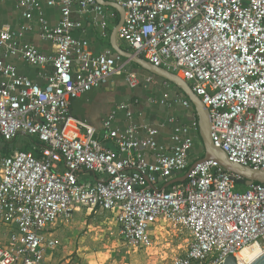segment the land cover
Returning <instances> with one entry per match:
<instances>
[{"label":"built area","instance_id":"built-area-1","mask_svg":"<svg viewBox=\"0 0 264 264\" xmlns=\"http://www.w3.org/2000/svg\"><path fill=\"white\" fill-rule=\"evenodd\" d=\"M10 1L37 22L41 40L55 51L45 55L23 42L30 25L0 30V140L25 138L31 147L0 161V226L17 229L0 240V264H44L62 245L55 230L82 209L110 213L124 243L136 249L150 246L157 228L180 226L191 243L174 264H220L253 245L264 255V184L239 192L238 177L208 161L185 183L164 189L190 171L191 152L201 141L191 101L174 94L169 82L150 102L184 109L187 124L170 116L164 125L122 130L115 126L118 113L125 111L128 120L133 115L121 104L99 135L72 116L73 100L117 74L132 90L156 86L154 75H142L113 49L91 51L84 18L91 16L92 29L108 40L118 13L97 0H47L60 9L54 27L44 16V0ZM116 2L125 10L118 44L180 75L209 111L213 144L232 162L264 171V0ZM10 57L51 69L40 74L45 85L21 75ZM165 124L173 127L172 147L157 141Z\"/></svg>","mask_w":264,"mask_h":264},{"label":"crops","instance_id":"crops-1","mask_svg":"<svg viewBox=\"0 0 264 264\" xmlns=\"http://www.w3.org/2000/svg\"><path fill=\"white\" fill-rule=\"evenodd\" d=\"M114 10V9H113ZM43 12L44 16L49 20L51 26H57L61 20V13L59 7L51 8L47 5V0H44L43 3ZM119 15V14H118ZM119 22V16L116 20H113L112 25H117ZM84 24L88 28L86 38L88 39L91 47V51L95 54H100L106 50H111L110 38L108 40H103L99 34L92 29V18L87 16L84 18ZM25 25H30L32 29L25 33L23 42L34 46L41 53L45 55H53L54 48L50 43L43 42L40 38V29L36 21L28 22L23 17V10L17 8L14 3L10 0H0V30L4 27H10L12 31L19 32L21 28ZM76 37L81 38V34L76 33ZM122 49H124L121 46ZM4 60V55L2 49H0V60ZM7 62L13 64L18 69L19 73L25 77H29L32 81L40 84L41 86L45 85V82L40 78L41 73H49L51 69H40L37 67L28 66L22 60L10 57L6 60ZM144 71V70H143ZM142 75L149 74L148 72L140 71ZM157 78V77H156ZM164 81V80H163ZM171 84V83H170ZM173 84H171L172 86ZM155 88L152 87L148 90L141 89L142 91H149ZM163 88V87H162ZM174 94H181L185 98L186 96L176 87H171ZM129 88L125 82V77L122 74H117L109 79L107 85L91 91L90 93L84 95L83 97L73 100L71 105L72 116L76 119H80L83 122H86L88 125L93 126L100 134L103 132V122L117 106L121 104H128L133 115L131 120L126 118L125 111L118 113V117L115 123V126L124 130L130 124L137 126H160L166 123L168 117L175 116L181 122V124L189 123L190 118L187 116V113L184 109L178 108L176 111H170L167 108L151 104V99H160L164 88L161 91H153L152 97L147 98ZM195 112V109L194 111ZM195 114V113H194ZM173 133V127L169 124H165V127L160 129V134L157 137V141L160 145L166 147H172L171 135ZM141 137H145L143 134ZM26 143H23L22 148ZM197 149L200 151L202 148L197 144ZM201 148V149H200ZM195 149V148H194ZM12 153L9 151L5 153V156H8ZM4 155V154H3ZM193 151L191 152V164L194 163L197 159H193ZM3 156L1 155V158ZM152 161V160H151ZM90 181L93 182V178H90ZM16 227L5 228L0 226V240L7 238L12 232H16ZM57 236V235H56ZM58 237V236H57ZM55 254L49 253L44 264H60L62 259H54Z\"/></svg>","mask_w":264,"mask_h":264},{"label":"rangeland","instance_id":"rangeland-1","mask_svg":"<svg viewBox=\"0 0 264 264\" xmlns=\"http://www.w3.org/2000/svg\"><path fill=\"white\" fill-rule=\"evenodd\" d=\"M128 51L125 44H121ZM130 51H128L129 53ZM133 68L142 71L137 65ZM123 75V74H122ZM155 88L149 91L138 89L135 91L152 97L153 91H161L163 80L156 78ZM25 138H18L11 144L0 140V153H14L20 151ZM193 149V159L202 158L205 154L201 141ZM4 154V155H3ZM248 188L239 186L238 191L243 192ZM55 234L62 245L55 251L53 260L58 257L60 264H174L177 258L184 257L191 243L190 234L177 225H166L157 228L150 246L133 248L124 243L119 235V227L110 213H89L82 209L74 215L73 221L58 227Z\"/></svg>","mask_w":264,"mask_h":264},{"label":"water","instance_id":"water-1","mask_svg":"<svg viewBox=\"0 0 264 264\" xmlns=\"http://www.w3.org/2000/svg\"><path fill=\"white\" fill-rule=\"evenodd\" d=\"M116 1L117 0H97L100 5L110 7L119 14V22L111 33L110 44L112 49L128 62L130 61L132 64L137 65L140 69L148 72L149 74L167 81L177 87L191 101L199 122L200 139L205 152L204 157L198 162L193 163L194 165H192L188 173H186L182 177L170 181L164 187V189H168L177 184L185 183L188 180L190 172L197 165L208 161L216 162L227 172L232 173L234 176H237V183L241 186L250 188L258 184H264V171H257L250 167H244L232 162L223 150L213 144L212 125L209 111L206 109L202 100L193 92L192 88L186 83L185 80L180 77V75L178 76L164 69L157 68L146 60L137 57L131 52L128 53V51L121 48L117 41V35L125 22V10L121 6H119ZM220 264H238V261L235 256L230 255L225 258ZM250 264H264V255L260 256Z\"/></svg>","mask_w":264,"mask_h":264},{"label":"bare ground","instance_id":"bare-ground-1","mask_svg":"<svg viewBox=\"0 0 264 264\" xmlns=\"http://www.w3.org/2000/svg\"><path fill=\"white\" fill-rule=\"evenodd\" d=\"M261 254L259 246L253 245L236 255L238 264H250L253 263Z\"/></svg>","mask_w":264,"mask_h":264},{"label":"trees","instance_id":"trees-1","mask_svg":"<svg viewBox=\"0 0 264 264\" xmlns=\"http://www.w3.org/2000/svg\"><path fill=\"white\" fill-rule=\"evenodd\" d=\"M142 72L144 73L143 70H142ZM172 86L175 87L174 85H172ZM175 88H176V87H175ZM32 142L37 143L36 140H32ZM21 150H22V151H26V152H28V151L30 152L31 147H30L29 145L25 144V146H24L23 148H21ZM203 157H204V156H203ZM203 157H202V158H203ZM202 158H199V160L202 159ZM239 186H241V185L238 184V186H237V190H238ZM170 189H171V188H170ZM170 189H168V190H170Z\"/></svg>","mask_w":264,"mask_h":264}]
</instances>
